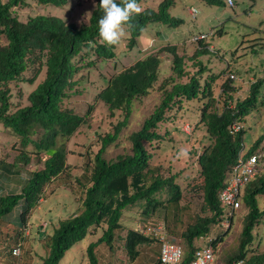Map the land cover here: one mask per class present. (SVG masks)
Here are the masks:
<instances>
[{"label":"trees","instance_id":"obj_1","mask_svg":"<svg viewBox=\"0 0 264 264\" xmlns=\"http://www.w3.org/2000/svg\"><path fill=\"white\" fill-rule=\"evenodd\" d=\"M172 3L173 0H160L152 7L143 5V0H137L141 11L133 15V27L127 29V47L133 46L136 36L149 21L166 25L180 23L181 19L169 12ZM98 4L99 0H95L87 22L76 24L49 14L27 15L25 19H19L16 8L28 6V0H0V124L17 137L18 143V152L12 161L0 159V178L16 179L21 170L25 174L19 177L21 183L14 189H3L0 180V232L4 224H11L14 233H8V238H14V244L21 245L28 214L39 203L45 186L68 169L66 140L80 126L88 123L94 109L93 103H90L86 111L79 114L72 108L64 107L63 100L80 92L78 86L83 74L95 68L99 61L115 62L117 58L116 46H106L99 40L98 20L103 13ZM196 48L197 72L190 74L187 81L175 80L173 76L163 79L159 86L162 91L159 103L144 118L141 126L129 135L130 153L119 154L114 159L104 157L107 146L117 140L121 129L127 125L134 101L146 96L156 82L160 52L165 50L171 54V69L177 78L187 74L183 55L178 54L174 46H161L108 76L96 92L94 100L101 101L110 116L120 111L121 118L112 125L111 131L97 135L98 149L86 159L80 179L75 178L82 191L78 207L60 218L52 232L41 236L46 247L42 264H59L64 252L73 243L97 227H102L100 235L85 249L88 264H98L95 249L101 243L112 248L114 239L121 240L126 256L133 261L139 256L140 248L155 242L153 236L137 228L125 227L121 222L122 213L137 206L141 216L148 220L152 216L166 217L169 207L177 206L183 191L176 181L178 175L163 176L156 168L150 167L153 153L145 143L160 142L167 135L166 129L160 133V125L172 119L173 110L179 111L183 101L192 99L201 102L197 122L205 130L207 142L196 154L197 173L184 186L188 193L201 195V212L194 215L180 233L184 243V248L181 246V264L191 258L199 237L213 236L212 231L215 228L218 230L219 222L228 217L229 226L216 234L212 244L220 242L227 234L234 213L227 216L217 194L244 146V128L233 132L230 126L235 122L241 123L259 105L257 97L264 77L252 81L243 98L232 95L234 88L227 78L222 83V104L219 105L220 98L213 96L211 91L213 77L202 85L199 83L197 75L203 71V66L197 59V50L203 49H198V45ZM40 74L42 78L26 96L27 103L12 108L11 84L33 83ZM263 140L264 130L245 151L250 154L261 150L256 148ZM34 157L41 158L40 167L26 169ZM260 193H264V169L244 187L241 203L247 211L242 219L238 246L234 252L227 254L226 264L237 259H243V264H264V251L250 248L254 240L253 230L264 216V208L259 207L256 198ZM161 194H165L164 199ZM156 261L158 263L157 258Z\"/></svg>","mask_w":264,"mask_h":264},{"label":"rangeland","instance_id":"obj_2","mask_svg":"<svg viewBox=\"0 0 264 264\" xmlns=\"http://www.w3.org/2000/svg\"><path fill=\"white\" fill-rule=\"evenodd\" d=\"M159 1L143 0V5L155 7ZM28 3V6L16 8L19 19H25L27 15L49 14L80 24L88 21L95 0H65L63 4L36 3L28 0ZM190 7L196 8L195 17L189 13ZM169 12L180 18L181 22L177 25L147 22L130 48L127 47L129 32L126 30L125 36L119 45H116L118 55L115 62L99 61L95 68L83 74V80L78 86L80 92L71 94L63 100L64 107L72 108L79 114H83L90 103H93L94 109L88 123L80 126L66 140L68 169L45 186L39 203L29 212L18 256L9 253L10 247L15 246V239L8 238V233H14L11 224H4L1 227L0 264H41L40 258L46 252L41 236L52 232L58 220L73 212L80 204L82 191L75 178L80 179L86 159L98 149L97 135L111 131L112 125L121 118L120 111L110 116L106 106L101 101L94 100V95L105 84L108 76L128 66L144 54L165 45L174 46L178 54L183 55L184 69L187 73L177 78L171 69V54L165 50L160 52L161 63L156 82L146 96L134 101L127 125L121 129L117 140L108 145L104 152L106 159H114L119 154L131 152L129 135L141 126L144 118L159 103L162 97L159 86L163 79L173 76L175 80L187 81L190 74L197 72L198 63L194 58L197 45L198 49H203V51L197 50V59L203 66V71L197 75L199 83L202 85L213 77L211 91L213 96L220 98L219 105L222 104V96H220L222 83L227 78L231 80L234 88L232 95L235 98H243L248 93L250 83L264 77V0H233L232 6L225 0L214 3L207 0H173ZM86 13L89 14L86 15ZM199 33H205L206 37L200 41L193 40V36ZM41 78L42 74L33 83L11 84L12 108L27 103L28 92ZM257 101L259 105L240 123L244 128V149L264 130V82L260 85ZM200 105L201 102L198 99L183 101L179 111L173 110L172 119L164 121L159 127L160 133H164L166 129L167 135L160 142L153 141L150 145L145 143L148 150L153 153L150 167L156 168L157 172L163 176L178 175L176 181L183 191L177 206H170V211L165 212L166 217L152 216L146 220L141 216L140 208L137 206L124 210L121 217L125 227L137 228L140 231L159 220L164 221L167 233L183 248L184 243L180 233L192 221L194 215L201 212V195L184 190L186 182L197 173L196 154L201 150L202 144L207 142L205 130L197 122ZM16 141L17 137L0 124V159L12 161L18 152ZM182 149L187 152V156L178 158L177 154ZM256 149L264 150V140ZM40 159L34 157L26 165V169L40 167ZM263 169L264 164L260 171ZM20 176H25L24 171H20ZM19 177L9 180L0 178L2 188H18L21 183ZM161 197L164 199L165 194H161ZM256 198L259 207L264 208V193L258 194ZM246 211L247 208L241 203L234 212L229 231L222 237L219 245L216 244L218 246L216 258L212 264H226L227 254L236 250L242 219ZM145 221L147 222L144 223ZM44 222H46L45 225H43ZM216 229L212 231L213 237L223 232V229ZM101 231L102 227H97L73 243L64 252L59 264H88L85 249L100 235ZM253 234L254 240L250 248L264 251V216L255 226ZM156 244L154 242L140 248L139 256L131 261L122 248L121 240L114 239L112 248H110L111 245L101 243L95 249L98 264H158L155 254Z\"/></svg>","mask_w":264,"mask_h":264},{"label":"built area","instance_id":"obj_3","mask_svg":"<svg viewBox=\"0 0 264 264\" xmlns=\"http://www.w3.org/2000/svg\"><path fill=\"white\" fill-rule=\"evenodd\" d=\"M230 6L233 5V0H225ZM190 15L195 17L197 10L195 7L188 9ZM206 37L205 33H199L193 36V40H199ZM232 76V74H231ZM242 125L239 122L232 123L231 131H237ZM264 164V150H257L248 154L244 146L238 152L235 161L230 166L224 179L223 187L218 191L217 199L227 211V216H232L233 213L241 205V195L246 184L251 181L260 171ZM46 222L43 223L45 225ZM229 226L228 217L223 219L217 225L218 228L225 230ZM143 227V226H142ZM141 232L153 236L158 244V263L159 264H181L183 257V249L180 244L175 242L167 233L166 224L164 221L146 226ZM215 237L211 235L200 236L197 240V245L192 251L191 258L185 264H212L216 258V248L219 241L212 244ZM217 244V245H216ZM20 254V244L17 243L11 248V255L18 256ZM243 259H237L230 264H243ZM17 264V263H11Z\"/></svg>","mask_w":264,"mask_h":264},{"label":"clouds","instance_id":"obj_4","mask_svg":"<svg viewBox=\"0 0 264 264\" xmlns=\"http://www.w3.org/2000/svg\"><path fill=\"white\" fill-rule=\"evenodd\" d=\"M98 6L103 13L98 20L100 42L106 46L119 45L126 30L133 27V15L141 11L137 0H119V3L117 0H99ZM177 155L178 158L186 157L187 152L182 149Z\"/></svg>","mask_w":264,"mask_h":264},{"label":"crops","instance_id":"obj_5","mask_svg":"<svg viewBox=\"0 0 264 264\" xmlns=\"http://www.w3.org/2000/svg\"><path fill=\"white\" fill-rule=\"evenodd\" d=\"M39 232H40V231H39ZM39 236H41V235H39ZM156 252H157V253H156V258H157V256H158V247H157V249H156ZM45 253H46V252H45ZM45 253H44V254H45ZM44 254H43V256H44ZM40 259H41V264H42V257H41Z\"/></svg>","mask_w":264,"mask_h":264}]
</instances>
